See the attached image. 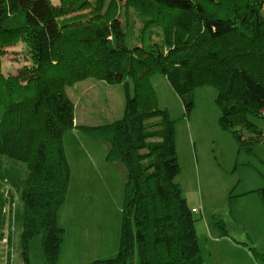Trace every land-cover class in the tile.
Returning <instances> with one entry per match:
<instances>
[{
  "label": "trees",
  "instance_id": "trees-1",
  "mask_svg": "<svg viewBox=\"0 0 264 264\" xmlns=\"http://www.w3.org/2000/svg\"><path fill=\"white\" fill-rule=\"evenodd\" d=\"M54 1L0 0V49L23 41L32 59L9 79L0 74V159L14 166L8 178L21 193L22 263L41 236L48 264H59L58 214L71 182L64 135L77 129L104 142L108 163L126 172L120 248L105 263L130 264L137 249L140 264H206L176 182V122L158 106L150 80L168 79L187 115L196 90L215 89L221 130L255 155L262 132L251 120L264 119V0ZM86 80L126 88L133 81L121 120L76 126L66 88ZM256 192L264 204V189ZM4 204L0 196V234L8 229ZM235 204L232 196L231 212ZM215 225L227 236L222 222Z\"/></svg>",
  "mask_w": 264,
  "mask_h": 264
},
{
  "label": "rangeland",
  "instance_id": "rangeland-1",
  "mask_svg": "<svg viewBox=\"0 0 264 264\" xmlns=\"http://www.w3.org/2000/svg\"><path fill=\"white\" fill-rule=\"evenodd\" d=\"M54 4L57 5L58 1L55 0ZM0 52L3 53L2 77L9 79L32 65L23 41L3 51L0 49ZM94 82L91 83L94 91L80 101L73 91L75 89L66 88L68 97L79 105L76 111L79 125L95 127L121 120L128 94L134 96L133 81H129L128 88ZM150 82L158 106L167 110L176 122V150L181 168L176 182L182 188L196 221L198 243L205 263L223 264L225 260L236 262L251 258L264 264L251 251L255 249L264 255V204L256 192L264 189V119L251 120L262 135L255 144V155H247L240 151L234 136L219 126L221 110L216 104L215 89L196 90L195 108L191 115H187L181 98L168 79L155 75ZM0 86L4 84L0 82ZM2 87L1 95L4 94ZM64 147L71 167V182L67 200L58 214V225L67 230L64 237V242L68 241L67 248L75 249L82 244L84 228H96L107 234L106 239L111 237L113 251L118 249L119 252L125 170L120 165L108 163L106 145L101 140L77 129L67 130ZM10 167L14 166L0 159V196L5 203L2 210L10 226V230L2 229L0 239L4 238L0 240V248L11 243L13 238L16 243L14 252L18 256L16 264H22L19 246L22 229L15 220L16 211L22 207L21 193L8 178ZM27 170L25 165L19 167L22 178H26ZM232 196L236 197V204L231 212ZM217 222H222L227 236L216 227ZM2 254L5 256L6 253L0 251V264L4 261ZM29 260V264H48L41 236L32 240ZM130 264H140L137 249Z\"/></svg>",
  "mask_w": 264,
  "mask_h": 264
},
{
  "label": "crops",
  "instance_id": "crops-1",
  "mask_svg": "<svg viewBox=\"0 0 264 264\" xmlns=\"http://www.w3.org/2000/svg\"><path fill=\"white\" fill-rule=\"evenodd\" d=\"M91 83H95L94 80H86V81L80 82L70 87V89H75L73 91H75V95L76 97H78L77 100L80 101L82 98L86 97L89 93L91 94V92L94 91V89L92 88L93 84ZM66 94L68 97L67 91H66ZM70 100L74 103L72 99ZM74 106H75V113H74L75 124L77 126H86V125H79L78 120H77V114H76V111L78 110L79 105L74 103ZM106 149H107V145H106ZM59 218L60 216H58V224H59ZM58 226L65 231V235H66L67 230L61 227L60 225ZM7 228L10 230L9 223L7 224ZM106 236L107 234L101 233L99 229L84 228L82 230V238H81L82 244L78 248H75V249L67 248L66 245L68 241L66 243L64 242L62 249H61V253H60L59 264H107L105 262L116 258V257L114 258V256L118 254L117 253L118 249L113 251L114 249H113V245L111 244V237L106 239ZM14 248H16V243L13 238L11 240V243H8V245H5V244L2 245V247L0 248V251L6 253L5 256L2 254L3 259H4L3 264H16L17 255L14 252ZM223 264H258V263L251 260V258H245L243 260H237L236 262H230V260H225V263Z\"/></svg>",
  "mask_w": 264,
  "mask_h": 264
}]
</instances>
